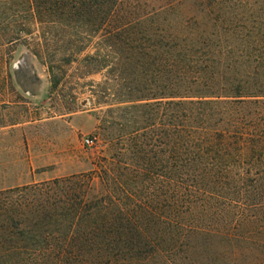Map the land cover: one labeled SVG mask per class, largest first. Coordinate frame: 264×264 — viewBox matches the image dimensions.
Here are the masks:
<instances>
[{
	"label": "trees",
	"instance_id": "16d2710c",
	"mask_svg": "<svg viewBox=\"0 0 264 264\" xmlns=\"http://www.w3.org/2000/svg\"><path fill=\"white\" fill-rule=\"evenodd\" d=\"M185 1L0 0L7 42L95 49L124 104L96 169L0 189V264H264V0Z\"/></svg>",
	"mask_w": 264,
	"mask_h": 264
},
{
	"label": "rangeland",
	"instance_id": "374dc122",
	"mask_svg": "<svg viewBox=\"0 0 264 264\" xmlns=\"http://www.w3.org/2000/svg\"><path fill=\"white\" fill-rule=\"evenodd\" d=\"M196 9L195 1L181 5L184 17ZM7 22L0 18V189L96 169L108 153L106 125L114 121L109 130L118 135L124 122L122 82L106 62L86 58L92 48L65 64L67 42L49 45L38 25L35 40L7 42ZM48 61L59 66L55 87ZM87 136L96 137L91 146L84 144ZM226 247L214 243L201 264H249L237 261L238 248ZM225 249L226 255H217Z\"/></svg>",
	"mask_w": 264,
	"mask_h": 264
},
{
	"label": "built area",
	"instance_id": "2783aa9c",
	"mask_svg": "<svg viewBox=\"0 0 264 264\" xmlns=\"http://www.w3.org/2000/svg\"><path fill=\"white\" fill-rule=\"evenodd\" d=\"M96 137L95 136H87L84 139V144L87 146H91L95 142Z\"/></svg>",
	"mask_w": 264,
	"mask_h": 264
}]
</instances>
